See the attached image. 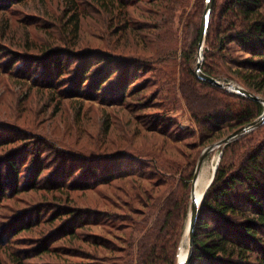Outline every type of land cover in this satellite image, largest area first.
<instances>
[{"label":"trees","instance_id":"1","mask_svg":"<svg viewBox=\"0 0 264 264\" xmlns=\"http://www.w3.org/2000/svg\"><path fill=\"white\" fill-rule=\"evenodd\" d=\"M23 1L0 0V9H10L12 5ZM169 1L174 2L90 0L93 7L99 9V12L94 10L93 15H100L102 22L107 23H104L107 29L114 31L112 35H117L114 42L117 44L121 40H131L137 47L147 43V36L142 29H146L149 22L136 19L131 14V7L138 9L141 6L137 4L142 2L151 5L146 10L141 7L140 12L148 18V14L155 15L157 19L160 16L161 27L163 22H171L170 19L162 21L170 15V11H166ZM220 1L221 5L218 4ZM206 2L203 0L201 5L198 4L193 15L192 27L197 49ZM67 4L70 7L65 12V23H60L62 27L52 23L44 30L46 33L49 31L50 35L46 44L38 46L29 43L26 47L30 51L39 47L36 48L39 51L37 56L39 61L46 58L45 64L41 66L49 67L50 75L54 68L60 70L74 63V72L87 85L84 90L78 91L79 94H91L93 98H98L109 92L116 93L122 99L121 104H124L131 95L141 91L136 89L131 92L128 87L144 70V60H136L141 61V64L133 62L135 55L133 57L125 48L120 50L122 54L114 53L117 49L115 44L108 51L75 48L82 43V22L88 14L84 16L75 0H67ZM93 20L101 21L94 17ZM7 22H1L0 25ZM113 22L117 24L113 26ZM130 22H139V26ZM2 29L4 38L10 35L6 33L8 26ZM55 30L58 32L55 33ZM29 35L27 31L26 37L29 38ZM11 37L14 41L15 38ZM159 37L160 34L153 36L154 39ZM206 39L205 61L202 65L206 74L215 78L225 77L227 80L238 79L250 91L264 95V0H215ZM240 51L249 55L237 62L233 55ZM235 63H239L238 66ZM120 74L123 76L118 78ZM160 80L164 82L161 92L167 97L176 96L177 91L185 98L201 128L199 140L189 141L196 136V132L182 130L178 128V123L170 120L162 124L168 128L176 127L179 134L173 138L177 137L176 143L186 141V144L168 151V154L160 156L153 153L144 157L117 151L100 158L96 164L87 160L74 162L65 157V169L69 163L72 167L70 174L73 175V181L69 178L70 182H65V185H72L76 189H108V192L103 190V193L99 189V203L96 202L91 210L67 208V215L73 216L76 221L71 228L60 232L65 234L61 239L77 237L78 229H86L84 242L94 249L84 252V262L76 264H177L191 203L192 180L202 147L208 140L222 134L227 136L251 123L264 111L260 101L201 79L195 70H186L179 84L168 71L160 74ZM257 129L259 127L224 146L215 178L199 206L194 250L188 264H264V138L260 140L255 136ZM139 156L150 158L151 164L144 166L142 161L138 162ZM4 160L1 165L8 167V171L2 172L0 166V181L11 174L16 186L21 173L18 161L9 155ZM130 160V164L124 163ZM89 171L95 175L90 179L86 178ZM78 173L86 179L83 184H80L81 177L74 178ZM62 175L59 173L58 178ZM118 181H121L120 185ZM4 185L1 181L0 193ZM118 186H121L122 191H119ZM97 226L117 232L118 243L112 244L110 238L102 232H96L94 229ZM20 228H23L22 224L18 225L17 230ZM9 233L2 232L0 235V264H3V255L7 253L5 241L1 237H8ZM98 248L110 253L100 255L95 252ZM49 251L46 248L40 254ZM23 254L25 258L16 253L18 256L16 259L13 257L14 264H25V259L32 257L28 252Z\"/></svg>","mask_w":264,"mask_h":264},{"label":"rangeland","instance_id":"2","mask_svg":"<svg viewBox=\"0 0 264 264\" xmlns=\"http://www.w3.org/2000/svg\"><path fill=\"white\" fill-rule=\"evenodd\" d=\"M173 1H169L166 9L170 15L162 20L170 19L171 22H163L161 27L160 16L158 21L155 15L148 14L150 19L140 12L141 7L146 10L151 5L142 2L137 4L141 6L138 9L131 7V14L136 19L149 22L148 27L142 29L147 36V43L137 47L131 40H121L116 44L114 41L117 35H112L114 31L107 29L100 15H93L94 10H99L98 7H93L90 0H75L84 16L88 14L82 22V43L75 48H100L108 51L115 44L117 49L114 53L122 54L120 50L125 48L133 57L135 55L133 62L141 64V61L136 60H144V70L128 87L131 92L136 89L141 91L131 95L124 104H121L122 99L116 93L109 92L98 98H93L91 94H79L78 91L84 90L87 85L74 72V63L60 70L54 68L50 75L49 67L41 66L45 64L46 58L39 61L37 56L39 51L36 48L39 47L32 51L26 47L29 43L38 46L46 44L50 35L49 31L46 33L44 30L52 23L62 27L60 23H65V12L70 7L67 0H25L21 4L12 5L10 9H0V24L7 20L3 26H8L6 33L10 34L7 39L4 38L3 26L0 25V166L2 172L8 171V167L1 164L5 162V156L9 155L18 161V170L21 171L16 186L11 174L1 180L5 185L0 193V235L2 232H10L8 237H1L7 248L3 264H14L13 257L16 259L19 255L25 258V252L32 256L25 259V264H76L84 262V252L94 250L92 245L84 242L86 229H78V236L72 238L68 236L61 239L65 234L60 232L71 228L76 221L73 216L67 215V208L91 210L96 202L99 203V189L101 193L103 190L108 192V189H76L72 185H65V182H70L69 178L73 181L69 163L65 169V157L74 162L87 160L96 164L100 158L117 151L144 157L153 153L160 156L168 154V151L186 144V141L176 143L177 137L173 138L179 134L176 127L168 128L162 124L170 120L178 123V128L182 130L196 132V136L189 141L199 140L202 131L185 98L177 91L174 97L162 93L164 82L159 81V76L168 71L179 84L186 70H195L198 49L194 43L195 30L192 23L197 6L203 0ZM218 4L221 5L222 1ZM93 17L101 21L94 22ZM131 23L139 26V22ZM115 24L113 22V26ZM27 31L30 32L29 38L26 37ZM155 34H160V37L154 39ZM11 36L15 38L14 41ZM248 55L240 51L233 57L238 62ZM204 61L205 55L202 65ZM49 64L53 65L52 62ZM235 64L238 66L239 63ZM121 76L123 74L118 78ZM218 79L244 86L235 78ZM256 94L264 98L261 92ZM254 134L260 140L264 138V123ZM224 137L222 134L208 140L202 152L208 145ZM224 146L213 150L203 166L212 168L215 162L217 164L219 159L221 161ZM144 157H140L138 162L142 161L144 166L151 164L152 160ZM59 173H63L60 178ZM86 174L88 179L95 176L90 171ZM77 177H81L80 184L86 180L81 173L74 178ZM117 184L120 185L121 181ZM118 188L122 191L121 186ZM27 221L30 223L26 224ZM19 224L23 228L17 230ZM30 226L33 227L28 229ZM103 228L97 226L94 230L110 238L112 244L118 243V233ZM46 248L50 251L40 254ZM95 252L100 255L110 253L102 248Z\"/></svg>","mask_w":264,"mask_h":264},{"label":"water","instance_id":"3","mask_svg":"<svg viewBox=\"0 0 264 264\" xmlns=\"http://www.w3.org/2000/svg\"><path fill=\"white\" fill-rule=\"evenodd\" d=\"M214 2H215V0H207V2H206L205 12H204V16H203L202 23H201V32H200L199 47H198V62H197V66L195 68V72H196L197 76L201 79L208 80L215 85L225 87L231 91H235V92H238L240 94L249 96V97H251L255 100H258L264 104V98L262 96H260L259 94H256V93L250 91L249 89H247L246 87H244L242 85L234 84L232 82L221 81L218 78H215L211 75L206 74L202 70V61L204 59L205 41H206V37H207V33H208V26H209L210 16H211V13L213 10ZM263 123H264V111L262 112V114L257 119H255L251 123L236 129L235 131H233L232 133H230L229 135H227L223 139L208 145L203 150V152L201 153V155L198 159V162H197L194 178L192 180L191 203H190L189 226H188V230H189L188 254L184 258H180V256L178 255L177 264H188L189 261L191 260L193 250H194V230H195L196 221L198 218L199 206H200V203H201L203 197L205 196L208 188L210 187V185L212 184V182L215 178V175H216L219 163H220V159H219L218 163L215 166L212 178H211L210 182L208 183V185H207V187L203 193V196L201 197V199H198L196 196V181L198 179V176L200 174V171L202 169V166L204 164L206 157L216 148L227 145L228 143L242 137L243 135L247 134L248 132L252 131L253 129L261 126Z\"/></svg>","mask_w":264,"mask_h":264},{"label":"bare ground","instance_id":"4","mask_svg":"<svg viewBox=\"0 0 264 264\" xmlns=\"http://www.w3.org/2000/svg\"><path fill=\"white\" fill-rule=\"evenodd\" d=\"M215 166H216V162L213 164L212 168H209L207 166L206 167L202 166V169H201L200 174L198 176V179L196 181V196L198 199H201V197L203 196V193H204L208 183L210 182V180L212 178ZM188 226H189V218H188L187 226L185 229V233L183 235L184 238L182 241V249H181L180 255H179L180 258H184L188 254V246H189Z\"/></svg>","mask_w":264,"mask_h":264}]
</instances>
